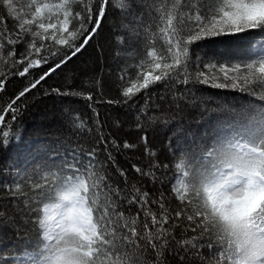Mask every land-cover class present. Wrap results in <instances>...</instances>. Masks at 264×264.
<instances>
[{"label":"snow or ice","instance_id":"snow-or-ice-1","mask_svg":"<svg viewBox=\"0 0 264 264\" xmlns=\"http://www.w3.org/2000/svg\"><path fill=\"white\" fill-rule=\"evenodd\" d=\"M110 6L126 21L117 40L132 45L122 51L133 63L117 73L115 97L100 78L83 82L88 92L69 82L44 93L84 99L93 116L66 107L69 139L38 148L0 185V226L21 246L0 250V264H264V0H0L16 22L0 31V93L47 68L0 95V144L10 142L28 95L95 38ZM247 33L259 38L242 52L200 50ZM202 86L254 99L212 109ZM101 104L134 113L136 142L121 141L125 121L101 119ZM213 112L212 131L197 135L191 125ZM161 128L174 165L152 143ZM124 150L140 153L127 167Z\"/></svg>","mask_w":264,"mask_h":264},{"label":"trees","instance_id":"trees-1","mask_svg":"<svg viewBox=\"0 0 264 264\" xmlns=\"http://www.w3.org/2000/svg\"><path fill=\"white\" fill-rule=\"evenodd\" d=\"M25 4L30 3V0H21ZM115 3V0H112ZM0 14H3L7 19V25L0 24V31L5 29L14 30L16 22L7 17L6 10L0 7ZM126 23L121 13L113 9L111 6L107 11L106 18L102 22V26L98 34L90 43L75 57H73L65 66L59 69L54 75L43 82L42 86L33 90L28 95L26 103L27 110L21 118L16 121L13 126V135L10 137V142L7 146L0 144V185L10 183L15 169L24 165L25 161L41 148L46 143L52 142L57 137L62 140L69 139V132L63 126L61 113L66 107L78 110L82 117L87 119L93 116L91 110L87 107V101L79 97H59L56 94L45 95L46 91H50L51 87L64 88L69 82L77 88H82L88 92L92 89L84 86V81L100 78L104 91L108 96L115 97L117 95L116 83L118 82L117 73L126 65L132 64L130 58L133 54H125L122 49L132 45L125 41L121 45L117 36L121 34V26ZM259 37L255 33L241 34L237 36L220 37L212 40L201 42L200 50L207 52L209 55L215 53H239L247 48L250 42H254ZM18 49L23 51V45H17ZM120 53V55H117ZM46 67L32 70V75L27 79L14 78L8 84L6 91L0 93L7 99L10 95L17 93L28 83L33 77H37L46 71ZM204 99L211 101L210 108L215 109L216 106H244L248 107L250 97L246 93H241L232 89H213L211 87L202 86ZM95 98V96H94ZM259 103V102H257ZM101 113V119L106 120L109 115L119 117L125 121L124 127L120 130L121 141L129 139L136 142L137 132L133 125L134 113H125V110L116 109L107 104H101L98 107ZM191 117H196L197 112L193 111L189 114ZM11 120V117H7ZM217 116L213 114L200 125L192 124L191 127L200 135L204 132H211L216 125ZM110 124V121L108 122ZM108 124L105 125V134H107ZM87 139V137H85ZM167 140L165 130L160 129L156 138L152 143L156 146V150L160 153V160L164 163L175 164L176 160L168 152L167 147L163 142ZM163 147V151H161ZM140 156L139 152L124 150L118 156L120 164L127 167L129 162H135ZM171 176L172 172H168ZM122 179V178H121ZM128 179L130 182H136L137 174L128 168ZM151 185H149L150 187ZM159 187V185H157ZM3 195V193H0ZM6 201L0 200V204ZM175 207V204H173ZM183 227V225H181ZM21 252V246L16 243L14 233L10 227L0 226V250Z\"/></svg>","mask_w":264,"mask_h":264}]
</instances>
